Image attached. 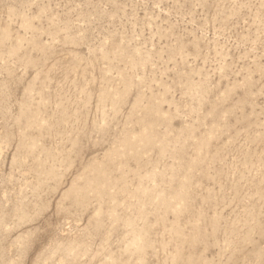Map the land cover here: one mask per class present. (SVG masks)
Returning <instances> with one entry per match:
<instances>
[{
    "label": "rangeland",
    "instance_id": "rangeland-1",
    "mask_svg": "<svg viewBox=\"0 0 264 264\" xmlns=\"http://www.w3.org/2000/svg\"><path fill=\"white\" fill-rule=\"evenodd\" d=\"M0 264H264V0H0Z\"/></svg>",
    "mask_w": 264,
    "mask_h": 264
}]
</instances>
